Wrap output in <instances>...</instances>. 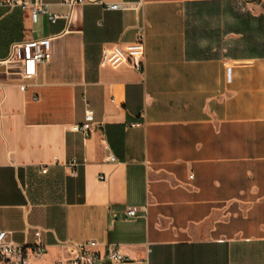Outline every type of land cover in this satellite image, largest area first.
I'll return each mask as SVG.
<instances>
[{
    "label": "crops",
    "instance_id": "obj_1",
    "mask_svg": "<svg viewBox=\"0 0 264 264\" xmlns=\"http://www.w3.org/2000/svg\"><path fill=\"white\" fill-rule=\"evenodd\" d=\"M39 1L55 22L0 0V59L49 38L35 76L0 64V230L40 231L28 264L66 240L130 257L108 264H264V0ZM141 30L142 72L99 63Z\"/></svg>",
    "mask_w": 264,
    "mask_h": 264
},
{
    "label": "built area",
    "instance_id": "obj_2",
    "mask_svg": "<svg viewBox=\"0 0 264 264\" xmlns=\"http://www.w3.org/2000/svg\"><path fill=\"white\" fill-rule=\"evenodd\" d=\"M8 4L17 5L22 8L29 7L33 20H36L38 14L46 13L51 22H55L58 14L52 13L49 5L34 1L32 4L21 0H6ZM75 0H71V4ZM106 8L118 9L128 8L126 2L107 3ZM144 54V37L141 30L136 39L125 46L116 44L103 47L101 49L99 63L101 65L117 66L123 62L128 63L133 69L142 72ZM49 57V38L42 37L36 39H22L13 41L10 44L9 52L6 57L0 59V64L13 65L17 72L25 78L35 76L40 65L45 64ZM93 123V113L90 108L85 111L84 122L76 124L73 129L86 134L90 125ZM109 159H113L109 156ZM68 165L75 166L77 162L71 159ZM46 171V168H42ZM136 207L126 209L127 217L136 215ZM40 231L34 232V240L26 244H16L8 239V233L0 230V264H28L30 257L39 258L45 251V245L39 239ZM98 243L95 240L84 242H74L66 240L60 243L67 250V256L56 261L54 264H108L123 263L130 260V257L123 253L119 247L113 244H107L103 250L96 248Z\"/></svg>",
    "mask_w": 264,
    "mask_h": 264
},
{
    "label": "rangeland",
    "instance_id": "obj_3",
    "mask_svg": "<svg viewBox=\"0 0 264 264\" xmlns=\"http://www.w3.org/2000/svg\"><path fill=\"white\" fill-rule=\"evenodd\" d=\"M20 131V130H19ZM15 136L18 138V139H21L22 138V135L20 134V133H16L15 134ZM9 151V154H13L12 153V151H11V147H9L8 148V150H7V148L4 146H2L1 145V143H0V158H3L4 156H3V153L5 154V153H7ZM41 168H40V165L38 166V165H34V166H32V167H30L29 168V171H28V179L29 180H31V179H33L34 180V178H40V177H42L43 175H46L47 173H40L39 172V170H40ZM49 171V170H48ZM47 171V172H48Z\"/></svg>",
    "mask_w": 264,
    "mask_h": 264
}]
</instances>
